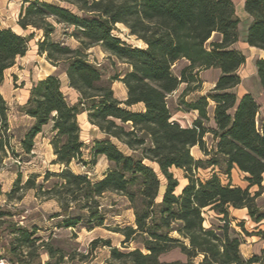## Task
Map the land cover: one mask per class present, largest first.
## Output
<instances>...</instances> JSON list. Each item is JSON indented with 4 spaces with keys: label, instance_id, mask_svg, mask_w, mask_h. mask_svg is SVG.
I'll return each mask as SVG.
<instances>
[{
    "label": "trees",
    "instance_id": "obj_1",
    "mask_svg": "<svg viewBox=\"0 0 264 264\" xmlns=\"http://www.w3.org/2000/svg\"><path fill=\"white\" fill-rule=\"evenodd\" d=\"M55 1L24 0L17 25L26 34L0 26V88L5 72L27 54L35 39L29 30H35L42 33L38 54L65 74L68 87L79 95L72 105L56 74L34 83L26 104L19 107V112L33 121L19 140V155L9 106L0 93V167L8 159L17 160L18 167L33 157L36 138L46 127L52 133V165L59 166L58 171L31 174L25 181L18 173L8 199L19 191H33L37 199L57 204L59 211L51 218L61 220L60 229L89 231L109 228L105 222L114 205L104 203L107 195L125 199L133 211L134 226L110 230L123 236L124 251L112 247L109 240L92 242L95 250L109 247V264H264V250L250 259L243 257L242 236L230 223L231 209H246L253 223L264 225V207L257 204L264 193V117L251 94L238 97L234 92L241 84L238 71L246 58L233 48L239 40L240 24L233 2ZM244 9L252 18L247 44L264 51V0H245ZM120 26L141 46L114 35L120 33ZM95 47L128 70L122 76L106 78L87 55ZM209 69L221 71L214 89L191 103L184 102L186 95L201 91V73ZM256 70L264 90V59L257 61ZM115 81L125 86V101L115 97ZM183 85L186 88L179 107L198 114L192 127L172 121L169 98ZM136 106L142 110L132 111ZM211 111L214 127L207 128ZM83 114L104 135L94 142L90 163L83 159L86 145L78 120ZM206 135L212 138L210 146ZM195 147L204 158L192 155ZM101 157L107 168L99 180L93 181L88 172L72 170L73 164L92 170ZM173 169L183 172L187 182L179 194L180 182ZM208 170V179L198 177L199 171ZM234 170L245 175L247 188L231 184ZM253 187L258 188L254 194L250 192ZM206 210L215 213L222 225L206 228ZM6 214L0 209V219ZM244 225H238L244 234L264 239V231L250 235ZM10 228L14 239L7 252L13 258L7 264H29L27 257L42 264L40 248L55 257L49 242L37 245L41 239L35 237V228ZM175 249L181 250L186 262L161 260ZM58 254L60 263L67 255Z\"/></svg>",
    "mask_w": 264,
    "mask_h": 264
},
{
    "label": "rangeland",
    "instance_id": "obj_2",
    "mask_svg": "<svg viewBox=\"0 0 264 264\" xmlns=\"http://www.w3.org/2000/svg\"><path fill=\"white\" fill-rule=\"evenodd\" d=\"M49 3H56L55 0H44ZM24 0H0V26L5 29H13L19 34L24 33L17 25L20 10ZM120 33L115 32L114 35L119 36L122 40L130 45L141 46L134 38L126 36V30L120 26ZM31 33H35V39L29 44V50L27 54L16 60V64L5 72V81L0 88V93L3 95L5 101L9 106V123L14 137V147L16 153L22 155L19 148V140L23 137L26 131L32 126L33 121L27 116L19 112V107L26 104L30 89L33 84L39 80L45 79L50 75H59L62 82V90L67 97L68 101L74 105L78 101L79 95L72 90H68V85L61 71L54 69V67L47 61L45 56L38 54L37 43L42 38V33L29 30ZM27 32V33H29ZM72 45H75L73 42ZM89 60L98 65L106 78H113L115 75L122 76L127 70V66L118 62L115 58L110 57L103 52L99 47H95L87 52ZM186 86L183 85L179 90L170 96L169 103L173 114L172 121L179 122L183 127H192L194 121L197 119L198 114L194 112H183L180 108V96L185 90ZM113 90L115 97L124 101L126 99L125 86L115 81L113 83ZM201 93V91H200ZM207 95V94H206ZM201 95L199 92L188 94L183 97V101L191 103L195 101ZM183 109L185 108L182 106ZM142 106H136L132 108V111H140ZM81 127V138L85 143L84 149V161L90 163L91 161V149L96 140H101L104 135L95 127L92 126L87 119V115H81L78 118ZM207 128H211V122L206 123ZM52 137L51 128L46 127L42 134H40L35 141L34 156L31 158H25L26 162H23L20 166L16 167L17 160L8 159L5 164L0 167V209L8 212L4 218L0 219V261L7 264L11 262L13 258L7 252V248L11 245L14 236L10 233V226L27 227L28 229H36L35 237H39L41 242H49V245L55 249V257L50 258L45 250L39 249V254L42 257V264H109L111 260L109 247L99 246L96 250L92 247V242L95 240L107 241L112 243V247L124 251L122 247L123 236L116 234L110 230L116 227L134 226V214L133 211L128 209V203L125 199L116 195H107L104 203L113 206V213H110L106 220V226L109 228L99 227L92 231L86 228L75 230H64L59 228V219H52L51 217L59 211L57 204L54 201H47L37 199L33 191H19L15 194L13 199H8L7 194L11 193L15 189V183L18 173L23 175V181H25L31 174L42 175L45 171L52 172L58 171L59 166L52 165L55 157L53 155L50 140ZM210 135H206L205 141L210 146L212 143ZM119 147L126 152V148L119 145ZM192 155L196 159L204 158L203 154L198 148L192 149ZM156 170L157 168L153 166ZM107 168V163L104 158H98L95 166L92 170L84 168L82 165L73 164L72 170L76 173L88 172L90 178L93 181L102 178L104 171ZM172 173L176 179L179 180L180 186L177 189L179 194L184 186L187 184L183 178V172L173 169ZM211 176V171H199L198 177L202 180H206ZM245 175L239 173L237 170L232 172L231 184L237 187H245L244 178ZM162 184H165L164 178L160 177ZM224 184H227V180L222 177ZM40 180V179H39ZM164 187L162 188V193ZM255 192H253L254 194ZM20 197L22 198L21 200ZM257 204L260 208L264 207V193L258 198ZM230 223L239 235L242 236L241 253L245 259H250L251 255H261L264 250V239L259 236H247L243 233L242 229L238 226L240 222L245 223V230L254 235L259 231H264V225H257L253 223L246 212L236 213L232 209L230 210ZM205 227L220 226V218L213 212L205 211ZM245 217L247 219H245ZM174 238H178L177 235H172ZM15 246V245H14ZM59 251L65 253L67 256L65 259L58 263ZM163 262L182 261L186 262V257L181 253L180 249H175L161 257ZM26 261L29 264H36V258L27 257ZM18 264V263H16ZM118 264V263H114Z\"/></svg>",
    "mask_w": 264,
    "mask_h": 264
},
{
    "label": "crops",
    "instance_id": "obj_3",
    "mask_svg": "<svg viewBox=\"0 0 264 264\" xmlns=\"http://www.w3.org/2000/svg\"><path fill=\"white\" fill-rule=\"evenodd\" d=\"M231 1L233 2L235 6L236 15L240 20V24L238 28L239 40L233 46V48L241 52L246 58L245 65H243L238 71V74L241 78V84L237 88L234 89V92L237 94L238 97H242L245 94H251L260 107L259 115L264 117V90L261 87V84H260V81L257 75V70H256L257 61L264 59V51L254 48V47H250L247 44V34H248V29L252 23V18L245 12V9H244L245 0H231ZM54 69H57V68L54 67ZM62 75L64 76L66 83H67L66 75L65 74H62ZM220 76H221V71L219 69H209V70L203 71L201 73V79L203 81V85H202L201 93L199 92V94L201 96H205L206 94L210 93L214 89ZM69 89L70 88L68 87V90ZM70 90L75 92L73 89H70ZM125 100L126 99H124V101ZM194 113H197V112H194ZM210 119H211V126L214 127L212 111L210 113ZM179 124L181 125V123ZM245 183L247 184V182ZM247 187H248V184L245 187L241 186V188H247ZM257 190H258L257 187H253L250 189V192L253 193V192H256ZM232 210L235 211L236 213L238 212L247 213L246 209H243V210L232 209ZM245 219L247 218L245 217ZM252 256L253 255H251V257Z\"/></svg>",
    "mask_w": 264,
    "mask_h": 264
},
{
    "label": "built area",
    "instance_id": "obj_4",
    "mask_svg": "<svg viewBox=\"0 0 264 264\" xmlns=\"http://www.w3.org/2000/svg\"><path fill=\"white\" fill-rule=\"evenodd\" d=\"M0 264H5V263H3V261H0Z\"/></svg>",
    "mask_w": 264,
    "mask_h": 264
}]
</instances>
